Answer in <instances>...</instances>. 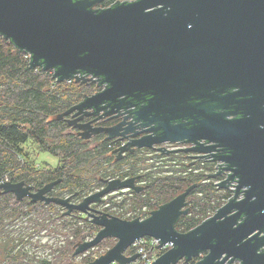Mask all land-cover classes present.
<instances>
[{
	"label": "water",
	"instance_id": "obj_1",
	"mask_svg": "<svg viewBox=\"0 0 264 264\" xmlns=\"http://www.w3.org/2000/svg\"><path fill=\"white\" fill-rule=\"evenodd\" d=\"M89 6L87 0H0V36L28 55L31 68L52 71L56 82H78L84 75L98 78L101 90L84 97L58 118L77 116L85 110L97 112L104 108L103 102L116 104L119 96L150 94L145 111L156 113L165 107L167 110L162 112L169 113V118H162L165 122L161 133L133 139L130 146L152 148L155 144L187 140L195 145L189 150L207 156L212 143H222L233 150L222 160L232 168L240 161L235 174L238 191L253 185L244 199L229 201L186 232L178 231L175 224L187 213L183 208L193 185L144 219L90 214L94 218L91 222L100 229L79 243L73 255L83 254L112 237L116 242L105 253L80 264H128L139 254L126 256L127 249L139 238L152 237L159 240V245L172 246L151 264L187 262L200 252L205 254L195 264H231L236 259L240 264H264V236H259L264 230V157L257 158L256 168L239 160L246 151L243 145L251 137L258 143L264 140L263 131L247 132L252 123L264 119V112L253 110L235 120L206 112L199 124L188 128L183 124L172 126L168 121L200 115L198 105L186 104L192 95L231 85L241 87L240 96H259L255 101L264 103V0H140L99 12ZM176 110L182 114L176 115ZM79 119L68 121V125ZM75 127L82 138L90 132L117 135L112 128H94L90 122ZM58 181L31 191L24 180L5 179L0 181V189L13 193L16 199L27 197L32 202L63 206L68 214L72 210L87 212L90 204L115 190L135 188L134 178L108 179L102 189L73 204L70 197L47 195ZM258 186L262 188L257 191ZM240 214L247 218L236 219Z\"/></svg>",
	"mask_w": 264,
	"mask_h": 264
},
{
	"label": "trees",
	"instance_id": "obj_2",
	"mask_svg": "<svg viewBox=\"0 0 264 264\" xmlns=\"http://www.w3.org/2000/svg\"><path fill=\"white\" fill-rule=\"evenodd\" d=\"M89 89L84 82H56L52 71L31 68L28 55L0 36V181L24 180L41 187L59 179L52 193L72 194L74 200H80L100 188L104 178H124L143 170L146 184L143 190L133 191L128 199L120 197L110 201L116 209L114 214L134 218L146 216L198 180L193 172L184 175L185 165L175 171L177 175L162 174L164 169H154L155 166L146 161L148 158L143 157V152L140 160L139 151L116 160L109 141L100 142V136L85 140L76 134L58 115L78 102ZM28 141L36 144L40 151L57 157L59 164L53 168L47 163L42 167L34 165L23 148ZM192 193L188 199L196 197L189 200L193 213L177 221L175 227L180 232L193 228L219 204L212 203L214 198L210 192L204 200L201 188ZM61 211L62 207L57 204L31 202L27 197L16 199L13 193H3L0 189V264H54L60 260L56 259L58 253L61 257L71 256L76 243L92 237L97 231V226L80 214L62 215ZM130 211L134 213L127 217ZM42 233L59 234L60 243L55 246L48 242L39 244ZM111 244L106 247L98 244V248H103L99 255ZM42 248L44 251L40 252ZM91 252L90 249L84 253L81 261L93 260ZM58 264L72 262L62 259Z\"/></svg>",
	"mask_w": 264,
	"mask_h": 264
},
{
	"label": "flooded vegetation",
	"instance_id": "obj_3",
	"mask_svg": "<svg viewBox=\"0 0 264 264\" xmlns=\"http://www.w3.org/2000/svg\"><path fill=\"white\" fill-rule=\"evenodd\" d=\"M87 1L90 3L89 8L91 10L95 12H99L100 10L113 8L122 3L128 4V3L138 2L140 0H87ZM91 78L92 77L90 75H84V78L81 80V82L86 83L90 87V89L86 94L83 95V97L79 101H81L84 97L97 93L98 91L101 90V87L100 88L98 87V78L96 79H91ZM84 79L87 80L84 81ZM239 93H241V87L231 85L226 88H222L219 91L215 90V91L207 92L206 94H202V93L194 94L190 97V99L187 101L186 104L187 106L193 104L198 105L200 115L191 114L181 117L179 119L168 120L169 124L172 126L183 124L186 125L188 128L193 125L199 124V121H202L203 119L202 117L203 113L206 112L217 113V115L222 114L224 115L225 120L242 119L248 116L246 115L247 112H251L253 110L258 112H264V103L263 102L257 103L258 101H255L256 100L255 97H259V96H254V97L251 95L240 96ZM150 98H152V95L140 94V93L138 94L134 93L132 96H119L117 98L116 104L111 103L109 105L108 103L110 102V100L103 102L102 105L104 106V108L97 112H94L92 110H85V112H87L88 114H85V112L77 116H73V114H70L61 119L65 120L68 124V121L75 120L76 118L80 117V119L76 123L72 125H68L70 128L73 129L74 132H76V134L80 132V129L75 127L76 125H78V123L90 122L91 126L94 128H98V127L112 128L113 131L117 133V135L109 136L108 133L106 132H98V133L90 132L88 137L84 139L92 140L95 137L100 136V142L109 141L111 143L109 146L113 147L111 151L114 154L116 160L126 158L130 154H134V153L137 154L138 151H139L138 155L141 160L142 159L141 153L143 152L144 153L143 157L145 159L148 158L146 161L150 165L152 166L154 165L155 166L154 169L156 168L164 169V172H162V174H172V175H177L175 171L180 169L181 165H185L186 172L185 173L183 172L184 175L190 174V172H193L194 174L197 175L196 179L198 180L189 185V186L193 185L192 190L201 188L203 190L204 200L207 199L208 192H210V195L214 198L212 199V203H214V201L219 203L218 206L202 221L211 217L220 207L229 203V201L233 200L234 203H237L238 201L244 199L245 192L249 190L251 188V185L253 184L245 185L242 188H240L238 191L237 188L238 177L235 176V174L237 173V169L240 168L241 164L240 161L238 163L235 162V165L238 166L232 168L229 166V164H227L225 161L222 160V157L224 155H227L228 153H231L233 151L229 149V147L223 145L222 143H217V142L212 143L211 145L213 147L211 148L207 156H200L202 155L201 153H197L195 151L189 150L195 145L188 142L187 140H178L176 142H164L161 144H155L152 148H145V147L139 148L136 146H130L128 144L129 141L133 139L141 138L146 135H152V136L158 135L159 133L162 132L161 126L165 122L162 118H166V119L169 118V113L162 112L167 110V108L165 107H160L156 113H154L152 110L145 111L147 100ZM255 105L257 106L255 107ZM175 114L180 115L182 113L176 110ZM255 129L264 132V119L257 120L255 124L252 123V127L247 128V132L248 131L253 132ZM200 142L205 144L204 140H200ZM253 146H255L257 150L253 148L249 152L250 148ZM122 147L125 148L122 149ZM243 148L246 151L244 152L243 157L239 160H243L242 162L248 161L251 165H253L254 168H256L258 166L257 164L258 162L256 161L257 158H259L260 156L264 157V140L261 143H258L254 137H251L249 142L243 145ZM165 149H171L174 151L167 152ZM259 149H262L263 151L260 152ZM169 158H172L173 161L168 162L167 159ZM262 167H264V165ZM144 172L145 171L143 170L136 171L134 172V174L125 176L124 178L114 177L120 179L134 178L133 185L136 189L135 188L118 189L109 194H106L105 196L102 197L100 201L90 204V210H88L87 212L72 210L70 213L65 214L66 208L61 206L62 215H72L75 214L76 212L80 214L83 219H87L90 222L91 219H94L92 216H90V214H94L97 217L114 216L119 219H135V218L144 219L148 217V215L152 210H150L148 214L144 217L138 216V217L130 218L128 216H131V213H134L131 211L128 212V214H126L128 218L118 216L114 214L116 213V209L112 207L110 202L111 200H116L120 197L121 198L125 197L128 199L129 197H132L133 191L139 192L143 190V188L146 185L145 181L143 180V177L145 176ZM108 179H113V178H104L103 185L100 188L96 189L95 191L102 189L106 185V180ZM26 184L32 187L31 191H36L38 188H40V187H34L32 184L29 183ZM189 186L185 187L179 193L183 192ZM261 188L262 186H258L257 191L260 190ZM52 190L49 193H47V195H53L57 197H70V202H72L73 204L80 203L85 197L84 196L80 200H74L72 198V194L58 196V195H54L52 193ZM192 190L188 193L186 197V206L183 208V209H187V213L185 215L193 213V209L191 205L192 201L189 202V200H192L196 197H192V199H188L190 196H193L194 194L192 193ZM203 196H202V200L200 199L201 202L203 201ZM36 202H43V201H36ZM158 206L155 209H157ZM232 213H235V211L233 210ZM185 215H181L178 219H181V217ZM246 218L247 215L240 214V216H238L236 219H246ZM201 222H199L198 224H200ZM198 224H196L195 226H197ZM94 225L97 226L96 224ZM97 228L98 231L100 227L97 226ZM97 231L95 232V234L97 233ZM259 236L260 237L264 236V230L261 231ZM92 237H88L85 240L90 239ZM112 239L113 241L116 242V239L114 238ZM79 243H76L74 245L73 247L74 250L76 249ZM263 250H264V246L261 248V251ZM204 254L205 252H200L197 256L192 257L190 261L185 262L184 260H180L177 264H195L198 260L202 258V256H204ZM231 264H240V261L236 259Z\"/></svg>",
	"mask_w": 264,
	"mask_h": 264
},
{
	"label": "rangeland",
	"instance_id": "obj_4",
	"mask_svg": "<svg viewBox=\"0 0 264 264\" xmlns=\"http://www.w3.org/2000/svg\"><path fill=\"white\" fill-rule=\"evenodd\" d=\"M73 130V129H72ZM91 143V142H90ZM23 148L24 150L28 151L27 154H28V158L30 161L33 162L34 165H36L37 167H42V165H45L46 163L49 165V167L53 168V167H56L58 164H59V161H58V158L51 155L50 153L48 152H45V151H40V149L37 147L36 144H34L33 142L31 141H28L26 144L23 145ZM40 165V166H39ZM36 238V237H35ZM61 239V236L57 233L55 234H52L50 236H47V235H44V233H42V237H41V240H39V244H42V243H46L48 242L49 244H54V246L56 245V243H58V241H60ZM109 239V240H108ZM108 239H105L102 243V245H104L106 247V245L108 246L109 244H111V246H113L115 244V241H113L112 238H108ZM60 243V242H59ZM101 245V246H102ZM102 249L103 248H98V245L96 247H94L92 250V254L93 256L96 258L98 256H100L101 254L105 253H101L99 255L100 252H102ZM44 249H40V252H43ZM47 253H50L49 249H46ZM54 254V253H53ZM53 254H51L50 257L53 256ZM83 254H80V255H76V256H71L70 255H64V256H60L59 253L57 254V258H60V260L58 259V261H55L54 264H58L59 261H61L62 259H67L69 261L72 262V264H80V263H85V262H82L81 261V257H82Z\"/></svg>",
	"mask_w": 264,
	"mask_h": 264
},
{
	"label": "built area",
	"instance_id": "obj_5",
	"mask_svg": "<svg viewBox=\"0 0 264 264\" xmlns=\"http://www.w3.org/2000/svg\"><path fill=\"white\" fill-rule=\"evenodd\" d=\"M159 240L152 237H142L136 240L125 252L126 256L139 254L128 264H151L161 253L169 249L172 244L159 245ZM111 264H119L112 262Z\"/></svg>",
	"mask_w": 264,
	"mask_h": 264
}]
</instances>
